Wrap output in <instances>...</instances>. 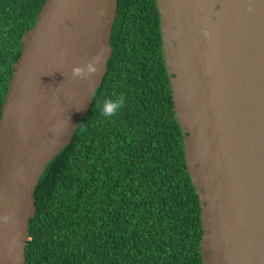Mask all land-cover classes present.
<instances>
[{"label":"water","instance_id":"95a60500","mask_svg":"<svg viewBox=\"0 0 264 264\" xmlns=\"http://www.w3.org/2000/svg\"><path fill=\"white\" fill-rule=\"evenodd\" d=\"M118 0H45L0 112V264H26L35 188L88 113ZM204 264H264V0H156ZM251 9V10H249ZM104 54L92 87L72 77Z\"/></svg>","mask_w":264,"mask_h":264},{"label":"trees","instance_id":"16d2710c","mask_svg":"<svg viewBox=\"0 0 264 264\" xmlns=\"http://www.w3.org/2000/svg\"><path fill=\"white\" fill-rule=\"evenodd\" d=\"M44 2L0 0V112ZM110 43L90 110L35 188L26 264H204L156 0H118ZM121 94L125 106L103 117L104 101Z\"/></svg>","mask_w":264,"mask_h":264},{"label":"clouds","instance_id":"9594fccd","mask_svg":"<svg viewBox=\"0 0 264 264\" xmlns=\"http://www.w3.org/2000/svg\"><path fill=\"white\" fill-rule=\"evenodd\" d=\"M103 59L104 54L102 52H97L91 60L84 62L82 66H74L71 69L72 77L85 80L88 82V86L92 87L95 84V80L90 79V76L100 72ZM126 99V96L121 94L113 99L105 100L101 108L103 117L107 119L115 117L125 106ZM8 220L9 217L7 215L0 217V222H7Z\"/></svg>","mask_w":264,"mask_h":264}]
</instances>
